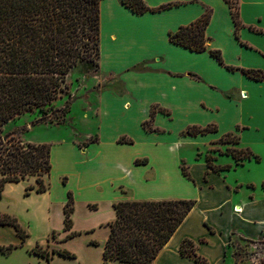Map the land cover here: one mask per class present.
<instances>
[{
  "label": "crops",
  "instance_id": "obj_1",
  "mask_svg": "<svg viewBox=\"0 0 264 264\" xmlns=\"http://www.w3.org/2000/svg\"><path fill=\"white\" fill-rule=\"evenodd\" d=\"M144 1L154 10L139 14L122 0L100 2L99 67L104 76L117 78L118 84L99 95L93 117L99 124L96 141L83 146L73 140L35 142L50 143L52 170L62 168L61 187L50 183L49 190L41 192L48 195L50 227L55 232L49 248L67 246L65 238L72 232L105 226L108 231L100 244V262L77 259L78 264H104V243L110 233L107 223L116 216L114 203L193 198L197 204L152 264H235L228 252L235 231L264 236V191L262 197L239 198L242 183L230 182L226 171L211 169L208 154L205 160L194 158L188 164L185 146L213 144L229 133L236 134L240 143L264 141V79L243 71L264 72V0H238V30L226 0ZM210 9L207 50L193 51L170 40V32ZM210 50H220L223 63ZM154 118V127L146 130L144 125ZM208 125L216 130L186 133L191 126ZM126 137L131 141H122ZM214 157V163L222 165ZM181 162L192 178L183 173ZM123 189L133 195L126 197ZM69 192L75 209L72 227L65 230L64 205ZM54 206L60 209L62 231L52 225ZM225 220L229 222L223 225ZM185 238L194 241L197 254L205 261L181 254ZM62 257L55 254L50 260L42 259L60 264L66 261ZM110 264L123 263L111 260Z\"/></svg>",
  "mask_w": 264,
  "mask_h": 264
},
{
  "label": "trees",
  "instance_id": "obj_2",
  "mask_svg": "<svg viewBox=\"0 0 264 264\" xmlns=\"http://www.w3.org/2000/svg\"><path fill=\"white\" fill-rule=\"evenodd\" d=\"M232 9L237 30L241 26L238 2L226 0ZM238 1V0H237ZM100 2L101 0H0V197L7 182H20L36 177V185H29L26 194L35 190L45 192L53 164L51 144L23 141L4 133V126L27 112L39 110L37 121L46 120L55 109L54 103L69 89L67 77L71 70L83 61H95L100 57ZM136 13L153 11L144 0H122ZM211 9L189 24L180 26L169 34L173 43L193 51L207 50L206 28ZM223 63L220 50H210ZM99 65V61L96 62ZM229 69L235 67L228 66ZM254 79H264V72L244 69ZM62 110V115L69 111ZM154 113V110H153ZM52 121V120H51ZM216 130V126H191L187 134L197 135ZM97 136L90 142L96 141ZM89 142V143H90ZM222 143L239 144L236 134L229 133L220 139ZM230 149V150H229ZM228 148L236 165L253 156L249 148ZM217 151V150H213ZM208 166L216 172L229 171L231 164L217 165L215 157L208 154ZM183 173L191 177L185 165ZM47 177V180H46ZM264 187V183L262 184ZM197 204L193 198L126 199L114 203L115 218L108 222L110 233L104 243V264L119 260L123 264H152L164 246ZM96 208V204H90ZM74 198L68 193L64 205L65 230L72 227ZM0 225L15 227L24 241L28 234L18 219L8 213H0ZM75 233L66 238L73 237ZM55 237V232L52 233ZM99 245L95 240L90 242ZM14 245L2 250H11ZM197 246L189 238L183 239L182 255L205 261L196 252ZM34 252L50 260L55 254L75 258V253L65 248L50 249L49 245H37Z\"/></svg>",
  "mask_w": 264,
  "mask_h": 264
},
{
  "label": "rangeland",
  "instance_id": "obj_3",
  "mask_svg": "<svg viewBox=\"0 0 264 264\" xmlns=\"http://www.w3.org/2000/svg\"><path fill=\"white\" fill-rule=\"evenodd\" d=\"M233 1L238 2L237 0ZM97 61L99 58L96 57L95 61L79 62L71 70L67 77L69 89L62 98L54 103L55 109L48 113L46 120L37 121L42 116L39 110L27 112L8 122L4 126V133L28 142L44 140L49 142L56 139H59L58 141L73 140L83 146L93 140L94 133H99V124L97 119L93 118L97 113L99 95L108 87L118 84L117 78L104 76L101 73ZM68 102L69 111L62 115V110L67 108ZM154 124L155 118L144 125V128L150 130ZM225 125L228 126L229 124L226 123ZM180 139L181 137H176L177 142ZM122 141L131 140L126 137ZM228 146L234 149L249 148L259 159L257 160L253 156L251 159L244 160L243 164L236 165L232 155L219 154L220 152L225 153ZM185 148L188 164L194 158L205 160L206 154L218 156L216 159L218 164H231L232 168L225 174L228 175L227 178L230 182L239 181L243 184L237 195L239 198L253 194L256 197H262L264 191L262 185L264 183V141L250 140L247 142L242 140L240 144L236 145L223 144L217 141L202 146L187 145ZM180 156V160H182L183 153ZM182 162L181 167L185 165ZM61 169L59 167L52 170L48 179L54 188H60L62 185L60 180ZM29 185H36V177L8 183L5 187V195L0 198V213L15 216L28 234L27 238L22 241L15 227L11 225L0 227V246L5 248L10 245L15 246L11 250L0 249V264H48L46 260L42 259L43 256L34 252V249L38 244L46 247L48 242L52 240L49 198L48 195L43 194L44 192H36L35 190L26 194V188ZM123 191L126 192V197L133 195L127 189H123ZM51 211L52 225L57 226L55 228L57 231H62L64 227H62L60 220V209L54 206ZM211 220L215 221L214 218ZM221 222L224 225L229 220ZM107 231L108 228L103 226L95 229V231L72 232L75 233V237L65 238L67 241L65 245L67 246L63 248L75 253L76 257H62L66 261L61 259L65 263L61 262L60 264H78V257L83 260L93 262L98 260L100 262L102 258L100 244L105 239ZM92 240L97 241L99 245L91 244ZM228 252L233 256L235 264H264V236L249 237L235 231L229 241Z\"/></svg>",
  "mask_w": 264,
  "mask_h": 264
},
{
  "label": "bare ground",
  "instance_id": "obj_4",
  "mask_svg": "<svg viewBox=\"0 0 264 264\" xmlns=\"http://www.w3.org/2000/svg\"><path fill=\"white\" fill-rule=\"evenodd\" d=\"M237 211H239V210H237Z\"/></svg>",
  "mask_w": 264,
  "mask_h": 264
}]
</instances>
